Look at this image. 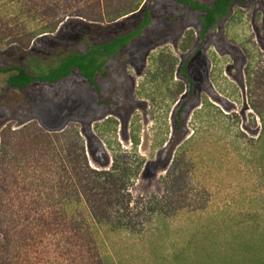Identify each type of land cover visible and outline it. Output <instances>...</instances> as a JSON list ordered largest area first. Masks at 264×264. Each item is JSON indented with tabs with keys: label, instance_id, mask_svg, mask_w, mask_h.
<instances>
[{
	"label": "rangeland",
	"instance_id": "1",
	"mask_svg": "<svg viewBox=\"0 0 264 264\" xmlns=\"http://www.w3.org/2000/svg\"><path fill=\"white\" fill-rule=\"evenodd\" d=\"M144 1L0 0V65L29 66L15 53L21 50L51 64L110 39L138 23ZM201 16L174 0H156L142 34L107 60L106 76L97 74L100 95L76 68L58 82L34 81L25 89L10 87L0 73V197L9 218L24 217L32 196L70 193L69 183L94 179L85 169L107 170L115 154L126 155L131 167L142 163L130 188L134 197L165 194L168 165L159 154L173 113L187 99L179 72L185 61L193 86L183 140H194L185 146L187 195L177 205L190 207L188 213L215 209L242 180L248 184L246 142L260 131L257 110L264 112V0L234 2L204 35ZM229 129L244 143V161L228 143ZM18 224L12 264H66L56 244H64L61 232Z\"/></svg>",
	"mask_w": 264,
	"mask_h": 264
},
{
	"label": "trees",
	"instance_id": "2",
	"mask_svg": "<svg viewBox=\"0 0 264 264\" xmlns=\"http://www.w3.org/2000/svg\"><path fill=\"white\" fill-rule=\"evenodd\" d=\"M174 1L202 13L204 35L228 14L234 2L249 0ZM155 4L156 0H145L138 23L110 39L70 51L51 64H43L36 55L29 56L21 50L15 53L23 54L29 66L6 63L0 65V73L8 74L6 83L10 87L25 89L34 81L58 82L76 68L100 95L97 74L106 76L107 60L142 34ZM186 65L187 61L179 72L188 82L187 99L173 113L171 136L159 154L160 161L168 165L161 179L165 194L134 197L130 188L142 163L131 167L126 155L115 154L107 170L87 167L84 173L94 174V179L79 187L69 183L67 189L72 192L32 196L25 208L27 213L18 220L8 217L0 197V264L13 262L8 254L12 231L19 228V222L41 227L43 234L61 232L64 244H56L63 248L66 264H264V112L257 110L260 131L246 142L248 159L243 154L244 143L228 131V143L238 151L241 161L247 159L245 166L251 177L248 184L242 180L238 192L215 209L205 206L200 213L193 209L188 213L190 207L177 205V198L187 195L181 184L187 175L182 168L185 146L194 140L192 136L183 140L182 113L193 86ZM190 149L192 152L193 147Z\"/></svg>",
	"mask_w": 264,
	"mask_h": 264
}]
</instances>
